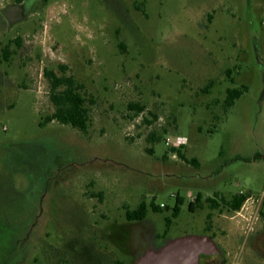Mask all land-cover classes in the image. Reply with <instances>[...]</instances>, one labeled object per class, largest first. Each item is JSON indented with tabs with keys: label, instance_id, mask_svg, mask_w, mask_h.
Instances as JSON below:
<instances>
[{
	"label": "rangeland",
	"instance_id": "1",
	"mask_svg": "<svg viewBox=\"0 0 264 264\" xmlns=\"http://www.w3.org/2000/svg\"><path fill=\"white\" fill-rule=\"evenodd\" d=\"M62 67L88 134L44 123ZM263 198L264 0H0V264H136L142 201L158 233L212 237L214 264H264Z\"/></svg>",
	"mask_w": 264,
	"mask_h": 264
},
{
	"label": "trees",
	"instance_id": "2",
	"mask_svg": "<svg viewBox=\"0 0 264 264\" xmlns=\"http://www.w3.org/2000/svg\"><path fill=\"white\" fill-rule=\"evenodd\" d=\"M20 45V44H19ZM5 58L9 56V49L5 51ZM63 74L60 75L56 71H46L45 75L50 83V101L54 106V112L45 118V124L51 122H58L63 125H69L74 129L88 134L91 126L90 109L88 106V97L86 94L85 86L77 81L74 76L66 74V68L62 67ZM212 84V83H211ZM243 91L230 90L228 91V104L231 106L234 101L241 96ZM91 102H93L91 100ZM130 110L136 111L139 115L145 111V107L138 105H130ZM42 123V125H45ZM159 137L153 133L150 138L151 142H158ZM173 150H180L173 148ZM249 197L245 195H237L232 198L231 201L226 204L231 208L232 211L238 212ZM177 204L173 211V216L176 218L180 214V206L182 205L181 198H177ZM199 199H195L194 202L190 203V210L194 211V207L197 206ZM154 203L150 205V208L154 212H158L160 208ZM149 214V206L145 201H142L136 209H126L125 217L128 222H137L147 218ZM168 227L172 224V221L168 219ZM167 231L164 232L162 239L167 235ZM206 258V257H203Z\"/></svg>",
	"mask_w": 264,
	"mask_h": 264
},
{
	"label": "water",
	"instance_id": "3",
	"mask_svg": "<svg viewBox=\"0 0 264 264\" xmlns=\"http://www.w3.org/2000/svg\"><path fill=\"white\" fill-rule=\"evenodd\" d=\"M221 254L220 247L212 237L186 235L147 249L138 257L136 264H201L203 256Z\"/></svg>",
	"mask_w": 264,
	"mask_h": 264
},
{
	"label": "flooded vegetation",
	"instance_id": "4",
	"mask_svg": "<svg viewBox=\"0 0 264 264\" xmlns=\"http://www.w3.org/2000/svg\"><path fill=\"white\" fill-rule=\"evenodd\" d=\"M14 5L18 7H23L27 15H29L31 12L34 11L35 8H45L48 7L49 3L51 0H12ZM249 199V198H248ZM264 201V198H263ZM130 230H132V233L137 235L138 237L134 240L137 242H141L144 247H147V249L156 246L158 242L161 241V234L156 232L155 227L151 221H149L147 218L141 221L137 222H129ZM136 226L138 227L137 232L135 231ZM146 249V250H147ZM145 252V251H144ZM143 253V252H142ZM141 253V254H142ZM140 254V255H141ZM139 255V256H140ZM223 255L221 254L218 257H222ZM214 256L208 257L209 259ZM205 259V258H203ZM12 263V261H11ZM202 264V262H201ZM203 264H214L210 260L206 261V263Z\"/></svg>",
	"mask_w": 264,
	"mask_h": 264
},
{
	"label": "built area",
	"instance_id": "5",
	"mask_svg": "<svg viewBox=\"0 0 264 264\" xmlns=\"http://www.w3.org/2000/svg\"><path fill=\"white\" fill-rule=\"evenodd\" d=\"M187 139H185V138H178V139H176V140H174L173 142H172V144L176 147V149H180V148H182L184 145H186L187 144ZM174 147V148H175ZM195 201V199H192V201L191 202H194Z\"/></svg>",
	"mask_w": 264,
	"mask_h": 264
},
{
	"label": "crops",
	"instance_id": "6",
	"mask_svg": "<svg viewBox=\"0 0 264 264\" xmlns=\"http://www.w3.org/2000/svg\"><path fill=\"white\" fill-rule=\"evenodd\" d=\"M153 225H154V224H153ZM155 230H156V229H155ZM156 232H157V231H156ZM162 236H163V234H161V237H162ZM161 237H160V238H161ZM169 239H175V238H171V237H169L168 234H167V235L165 236V238H163V239L161 238L160 244H159V245H156V246H154V247H159V246L165 244V242H166L167 240H169ZM203 257H206L205 259H208V260H209V258H208L209 256H208V257H207V256H203ZM203 257H202V258H203Z\"/></svg>",
	"mask_w": 264,
	"mask_h": 264
}]
</instances>
